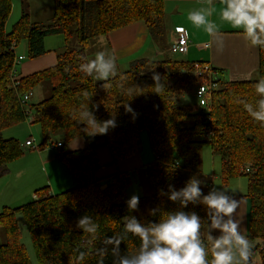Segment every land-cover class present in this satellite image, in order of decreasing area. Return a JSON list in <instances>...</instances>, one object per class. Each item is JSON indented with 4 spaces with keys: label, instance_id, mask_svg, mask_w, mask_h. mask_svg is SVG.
I'll return each mask as SVG.
<instances>
[{
    "label": "trees",
    "instance_id": "trees-1",
    "mask_svg": "<svg viewBox=\"0 0 264 264\" xmlns=\"http://www.w3.org/2000/svg\"><path fill=\"white\" fill-rule=\"evenodd\" d=\"M26 1H21L22 13L7 31L11 0H0V178L9 164L22 157L26 147L15 137L4 138L3 131L28 119L30 125L40 128L38 150L45 146L56 149V157L77 184L57 194L44 184L35 188L34 196L24 204L3 206L0 264H31L21 242L17 214L22 216L38 264H75L81 251L85 256L80 264H99L102 258L97 249L102 240L116 235L130 215L125 202L134 172L143 174L151 193L139 197L138 210L131 215L147 225L159 219L158 215H149L150 209L177 208L166 196L158 195L161 189L167 192L169 184L179 189L196 174L205 181L207 186H202V191L207 194L211 183L202 174L200 156L206 145L220 160L223 186L234 178L246 179L245 195L250 200L247 236L259 264H264V126L254 121L241 103L255 99L253 85L264 76V49H258L257 78L229 81L213 67L217 87L209 94L207 104H179L181 97L194 94L204 81L192 73L194 62L179 58L180 54L135 59L106 82H96L80 70V65L88 62L87 48L93 40L137 22H143L150 36L164 43V0H54L53 14L44 21L31 20ZM50 35L63 38L56 64L16 78L15 47L24 40L27 58L41 56L47 51L44 40ZM154 72L165 85L158 94L152 80ZM43 83L48 84L49 95L42 92L32 103L37 87ZM25 93L26 102L22 98ZM125 104L134 110V119L126 113ZM88 108L98 120L115 115L117 126L106 135L87 137L80 131L84 125L79 124L78 116ZM143 131L147 132L153 160L137 171L120 170L121 162L140 154ZM75 141L82 146L73 147ZM102 149L109 152L107 163L99 159ZM184 210L204 217L203 206L189 205ZM83 215L91 216L98 226L95 241L75 227ZM201 223V236L207 242L208 221L204 218ZM138 245V238L129 236L120 249L132 252ZM103 264H111V255L103 257Z\"/></svg>",
    "mask_w": 264,
    "mask_h": 264
},
{
    "label": "clouds",
    "instance_id": "clouds-1",
    "mask_svg": "<svg viewBox=\"0 0 264 264\" xmlns=\"http://www.w3.org/2000/svg\"><path fill=\"white\" fill-rule=\"evenodd\" d=\"M221 4L219 23L212 19L216 12L212 0L207 6L189 11L187 19L211 38L218 51L224 48L221 29L224 24L238 32L246 48L264 49V0H221ZM115 68V57L103 51L80 65V70L86 76L104 82L114 75ZM152 80L158 94L165 85L155 72ZM253 88L255 99L241 103L247 114L264 126V76L258 77ZM95 107L92 105L93 109ZM124 107L134 119V110L128 104ZM78 120L79 124L84 125L80 131L87 137L106 135L117 126L115 115L107 120H98L89 108L80 111ZM202 186H207L205 181L193 174L179 189L169 184L167 192L159 190L158 195L166 196L177 208L172 211H162L159 207L150 209L149 215H158L159 219L147 225L131 215L138 210L140 198L135 194L130 196L125 202L130 215L125 217L121 230L116 235L104 238L97 249L102 258L99 264H103L106 255H111V264H249L254 245L242 231L243 219L239 216L240 200L236 198V191L213 185L204 194ZM189 205L203 206L204 217L195 211H185ZM204 218L208 221L207 242L201 236ZM75 227L89 234L91 240L97 239L98 226L91 216L79 217ZM214 230L218 233L215 236L212 234ZM129 236L138 238L139 245L132 252H121L120 244ZM84 256V252H79L75 264H80Z\"/></svg>",
    "mask_w": 264,
    "mask_h": 264
},
{
    "label": "crops",
    "instance_id": "crops-1",
    "mask_svg": "<svg viewBox=\"0 0 264 264\" xmlns=\"http://www.w3.org/2000/svg\"><path fill=\"white\" fill-rule=\"evenodd\" d=\"M208 3L209 0H164V43H158L157 40L153 39L143 22H137L114 30L107 35L96 38L93 42L96 45L100 44L101 46H103L106 49L104 52H110L108 54H111L115 57V75L120 71L126 70L130 62L135 59L147 58L154 60L163 58V56L168 53V48L174 37L173 30L177 27H181L184 28L188 34L189 44L187 52L184 54H180L179 58L190 62H209L214 68L221 71V75L225 80L246 81L257 78L258 49L246 48L243 40L240 38L236 30L231 29L230 26L226 24L221 25L222 32L224 33V48L223 51H218L215 43L211 40V38L206 33H204L202 29L195 28L188 21L187 13L189 11L197 9L199 7L207 6ZM212 6L216 9V12L213 14L212 19L216 20L217 23H219L218 12L220 7L222 6L221 0H212ZM51 42L52 45L48 47L44 41V45L47 50L45 54L32 59L28 58L27 60L25 59V55L27 56L26 42L24 51L17 53V47L21 46L19 43L15 47V54L16 56H22L23 58L20 59L16 65V69L14 71L15 77L20 78L33 72L54 66L57 62V51L63 46V38L62 36H60L57 37V39H53ZM89 49L90 46L87 48L88 61H90V55H92L90 54L88 56ZM90 53H93V50L90 49ZM93 57H95L94 53ZM121 58H123V63L120 66L119 59ZM21 144H23V142H21ZM72 146L81 147L82 144L79 141H75L74 143H72ZM24 149L27 150L26 147H24ZM43 155V151L40 150L39 153L36 154V160L30 161L26 159V161H24V166L20 165L23 160L21 159L22 157L9 164L8 171L3 177L0 178V186L3 185V191L0 187V194L3 193V198H5L6 201L3 203V206L12 207V205H16V201L20 200L23 197H26V199L30 200L34 196V189L46 183H48V186L51 187L52 190H50V192L52 194H57L60 193V191H65L68 183H72L71 178L74 177L65 165L63 169L60 168L58 164H61V162L57 160L60 162L57 163L56 159H52V156L50 155L47 157V160L44 161L41 158L43 157ZM99 159L102 163L109 162V152L105 149L100 150ZM212 160L214 162L213 156ZM145 161L147 160L145 159L144 155L141 156L140 153L138 156H134L128 160H124L123 162H121L119 164V169L127 171H137L144 164H146ZM47 163L50 164L48 166L49 171L47 170ZM42 168H44L45 170L47 180L43 181L42 178L44 184H40L37 182L39 179V174L43 177V175L41 174ZM56 169L61 170L68 178V180L65 181L64 177L56 172ZM34 172L36 173V177L33 179ZM202 174L209 177V175L203 168ZM26 175L29 176V180L26 185H15V182L18 179L22 178L24 180V177ZM238 180L239 179L237 178L231 179L228 185L224 186V189H234L236 191V198L240 200L238 212L239 216L243 219L242 231H244L247 236L250 200L245 195V185L243 187L242 183H240ZM212 186L213 184L211 183V187ZM9 187L11 189H9ZM54 188L56 192H54ZM6 190H8V194L5 193ZM7 198L8 200H6ZM212 234L215 236L218 233L214 230ZM250 243L252 244L251 241ZM253 251L255 252L254 248Z\"/></svg>",
    "mask_w": 264,
    "mask_h": 264
},
{
    "label": "rangeland",
    "instance_id": "rangeland-1",
    "mask_svg": "<svg viewBox=\"0 0 264 264\" xmlns=\"http://www.w3.org/2000/svg\"><path fill=\"white\" fill-rule=\"evenodd\" d=\"M22 0H11V5H12V11L10 12L6 24H5V30L9 31L12 27V25L14 24V22L17 21V19L20 17L21 13H22V4H21ZM53 1L54 0H28V2L26 4H28V12L30 14L31 20L32 21H44L48 18H50L53 14ZM57 37L59 36H48L46 38L45 44H47L48 47H50V45H52V40L53 39H57ZM94 41V40H93ZM90 43V49L93 50V53L96 55L97 53L101 52L103 49V52L106 50L103 46L96 45L94 44V42ZM21 46L17 47V53L24 51V46H25V41H21L20 42ZM74 46H76V43H73ZM108 48V47H106ZM90 49L88 51V56L90 54V60L94 59L93 57V53H90ZM27 50V49H26ZM108 50V49H107ZM106 54L110 53V52H105ZM179 57V56H178ZM25 59L27 60V56L25 55ZM119 64L120 66L123 63V58L119 59ZM126 68V67H123ZM95 80V79H94ZM96 81V80H95ZM99 82V81H96ZM38 90L35 91L34 93V97L31 99V102H37L38 98L41 97L42 92L45 93L44 96H48L50 89L48 84L43 83L41 84L40 88L37 87ZM197 103V100L194 96V94H188L185 95L183 97H181L179 104H193V103ZM3 137L4 138H10V137H15L16 139H18L20 142L26 141L27 139H33V145L32 146H26L27 150H24V154L22 155V162L20 163V165L24 166V161H26V159L28 160H36V154L39 153L40 150H38V145L42 140L41 137V133H40V128L38 125H30V121L27 119L26 121H24L21 124H18L12 128H9L7 130L3 131ZM59 137L56 136V140H58ZM25 146H23L24 149ZM36 147V148H35ZM43 157L42 160L46 161L47 157L50 155L52 156V159H56L59 160L56 156H57V150L54 148H51L49 146H45L43 148ZM140 153L141 156L144 155L145 159L147 161L146 164H148L149 162H151L153 160V156H152V152L150 150L149 144H148V136H147V132L143 131L141 132V139H140ZM200 156H201V161H202V168L205 170V172L209 175V182L212 183L214 186H216L217 188H224V186L222 185L220 178H219V173H220V160L217 156H213L214 158V162L212 160V155H211V151L208 148V146H204L200 152ZM57 163H60L59 161H57ZM50 164L47 163V170L48 166ZM57 165V164H56ZM58 166L60 168L63 169L64 164H58ZM214 167V168H213ZM213 168V169H212ZM68 171V170H67ZM56 172L58 174H61L65 181L68 180V178L65 176V174L61 171V170H57ZM212 173V175H211ZM41 174L43 175V177L39 174V179H38V183L40 184H44L43 181H47L46 180V174H45V170L44 168H42ZM34 177L33 179L36 177V173H33ZM43 178V181H42ZM214 178V179H213ZM72 179V183H68L66 189L72 188L74 186H76L77 182L74 178ZM239 179L238 181L240 183H242L243 187L245 185L246 188V179L245 177H239L237 178ZM29 180V176L26 175L24 177V180L22 178L18 179L15 182V185L18 186H24L28 183ZM45 185H49L48 183H46ZM43 186V185H41ZM2 188L3 191V185L0 186ZM50 190L51 187L49 186ZM211 188V186L208 187V191ZM9 189H11L9 187ZM246 190V189H245ZM54 192H56L55 188H54ZM61 192V191H60ZM5 193L8 194V190L5 191ZM151 193V187L149 185V183L147 182V180L145 179V177L143 176V174L141 172H134L133 174V182L132 185L128 188L127 190V198H129L132 195H138L140 196H145ZM32 196V195H30ZM8 200V198L6 199ZM28 199H26V197L21 198L20 200L16 201L15 204L16 205H12V207H16V206H20L22 204H24L25 202H27ZM29 201V200H28ZM6 202L5 198H3V193L0 194V211L3 208V203ZM17 221L21 227V242L24 244L26 250H27V254L29 256L30 262L31 264H38L35 252H34V248H33V244L31 242V238L28 234V232L25 230V228L23 227V222H22V216L21 214H17ZM4 239V231H2L0 229V240ZM253 245V243H252ZM249 264H259V257L257 255V253H255L252 250V254L250 256L249 259Z\"/></svg>",
    "mask_w": 264,
    "mask_h": 264
},
{
    "label": "built area",
    "instance_id": "built-area-1",
    "mask_svg": "<svg viewBox=\"0 0 264 264\" xmlns=\"http://www.w3.org/2000/svg\"><path fill=\"white\" fill-rule=\"evenodd\" d=\"M173 39L170 43V46L168 48L169 54H184L187 52L188 44H189V37L184 28L177 27L173 30ZM22 56H16V59L14 61V64L19 62L20 59H22ZM192 73L197 77L204 78L203 83L198 85V87L195 89L194 96L198 103L201 106H205L208 102V96L209 94L217 87L215 74L213 71V66L208 63H201V62H194L193 64V71ZM28 98V95L23 96V101H25ZM33 143V139H28L25 141V145L29 146Z\"/></svg>",
    "mask_w": 264,
    "mask_h": 264
},
{
    "label": "bare ground",
    "instance_id": "bare-ground-1",
    "mask_svg": "<svg viewBox=\"0 0 264 264\" xmlns=\"http://www.w3.org/2000/svg\"><path fill=\"white\" fill-rule=\"evenodd\" d=\"M16 79V78H15ZM30 93V92H29ZM25 94H28V93H25ZM31 94V93H30ZM23 98V97H22ZM26 102V101H25Z\"/></svg>",
    "mask_w": 264,
    "mask_h": 264
}]
</instances>
